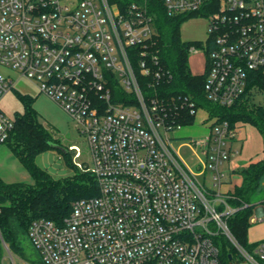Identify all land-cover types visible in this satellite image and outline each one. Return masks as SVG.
<instances>
[{"label":"built area","instance_id":"2783aa9c","mask_svg":"<svg viewBox=\"0 0 264 264\" xmlns=\"http://www.w3.org/2000/svg\"><path fill=\"white\" fill-rule=\"evenodd\" d=\"M145 1L122 12L109 0H0V66L35 82L79 128L88 163L74 165L97 187L71 203L62 224L33 220L29 241L42 264H220L214 240L222 236L242 260L264 264V238L240 246L226 223L235 209L219 190L209 193L173 148L170 134L183 127L178 103L142 89L138 76L151 78V89L167 77L149 55L155 29ZM155 1L168 16L207 21L205 98L237 102L249 73L264 71V0ZM113 77L128 97L114 100ZM13 84L0 73V100ZM179 105L187 116L199 111L186 99ZM13 126L0 110V146ZM234 137L226 120L211 117L208 134L192 141L203 156L200 173L209 171L217 189L221 165L238 154ZM70 149L77 160L79 148ZM5 249L0 264H16Z\"/></svg>","mask_w":264,"mask_h":264},{"label":"trees","instance_id":"16d2710c","mask_svg":"<svg viewBox=\"0 0 264 264\" xmlns=\"http://www.w3.org/2000/svg\"><path fill=\"white\" fill-rule=\"evenodd\" d=\"M109 2L116 3L123 12L126 5L133 2L144 3V0H109ZM145 4L153 17L155 29V35L149 46V55L156 57V68H161L167 77L154 82L151 89L146 87L152 83L151 78L139 77L136 70L143 91L148 94H153L155 91L164 99L174 98L178 103L175 109L180 116L178 122L183 126L192 124L195 118L187 116L186 109L180 108L179 101L186 99L192 101L196 108L208 112L210 117L226 120L231 129H234L236 124H249L253 125L261 136L262 158L248 163L237 171L241 179L240 184L234 185L225 196L227 205L235 209L232 214L226 216L227 227L235 241L249 249L253 245L246 239L250 217L257 206L264 208V108L255 103V97L264 94V71L249 73L243 95L230 107L208 101L203 91L206 71L203 75H193L188 67L190 47H202V43L183 41L179 32L180 25L189 17L168 16L155 0H146ZM131 51L133 55L135 51L133 49ZM133 58L135 59V56ZM109 86L114 100L128 97L114 77ZM22 101L23 113L15 116L13 130L5 144L9 142L10 151L34 183L33 186L25 187L22 183H6L0 178V196L3 197L0 201V237L10 251L16 254L20 252L18 237L21 233L27 235L28 227L33 220L43 218L60 225L59 223L62 224L69 216L71 203L74 200L97 193L94 178L76 166L74 167L79 175L85 176L77 183L65 185L46 183L47 173L35 164V159L46 150L53 149L51 144L57 142L53 141L51 132L38 121V113L32 106V100L23 98ZM62 154L71 169L72 162L67 156L68 151ZM259 194H261L260 199ZM27 221L23 232L22 226ZM214 244L219 249L220 264L232 262L235 257L233 246L222 236L215 238ZM228 256H231L230 260ZM35 262L42 264L38 254Z\"/></svg>","mask_w":264,"mask_h":264},{"label":"rangeland","instance_id":"374dc122","mask_svg":"<svg viewBox=\"0 0 264 264\" xmlns=\"http://www.w3.org/2000/svg\"><path fill=\"white\" fill-rule=\"evenodd\" d=\"M207 26L208 23L204 18L200 16L189 17L180 25L179 32L181 39L183 41L203 42L207 36ZM196 48L195 52H190L188 55V67L191 74L203 75L206 71V55L202 47ZM0 73L14 81L13 89L0 100V110L9 119L14 120L16 115L23 113L24 105L22 99H31L33 102L32 106L38 113V121L51 132L53 141L57 142V144H53L60 145L68 151L67 156L70 157L72 162L71 169L64 155L56 148L46 150L37 156L35 164L40 169L46 171L48 177L46 183L48 185L74 184L85 178V176L79 175L78 170L74 167V161L82 163L84 166L88 163L87 143L84 136L80 133L79 128L76 127L67 114L55 102L39 92L35 82L24 77H19V74L10 68L0 66ZM255 103L257 105L260 104L264 108V94H258L255 97ZM210 123L211 119H209L208 114L203 110H199L196 113L193 125L181 127L170 134L174 138L171 139L173 148L177 151L183 163L195 174L198 173L197 165L200 163L199 160L203 159V156L200 154V149L192 141L206 136L209 132ZM236 132L238 139H241V141L237 142L235 147L240 148V150H238L239 153L237 155L233 156L234 158L231 157L232 160H245L247 163L260 160L263 155V142L257 129L253 125H246L238 128ZM71 146H77L80 150V157L77 160L73 158V151L70 149ZM220 168L224 170L226 180H229L230 174L229 171L225 170L226 165H221ZM207 177H209V171H207ZM0 178L6 183H22L25 187L33 186L34 183L10 151L9 142L0 146ZM196 178L200 180L199 175H196ZM236 181L238 182L239 180L237 179ZM260 196L261 194H259V199L261 198ZM28 221L22 226L23 232L26 229ZM263 238L264 220L257 221L256 214L253 211L250 217V227L246 234L247 242L252 244ZM18 241L20 244V252L16 254L8 248L16 264H37L35 258L38 253L31 245L28 235L21 233ZM4 245L7 246L0 237V253L2 257H6ZM245 249L249 250L248 248ZM5 264H10L8 259L5 260ZM229 264L250 263L242 260L235 250V257Z\"/></svg>","mask_w":264,"mask_h":264},{"label":"crops","instance_id":"0c3cea01","mask_svg":"<svg viewBox=\"0 0 264 264\" xmlns=\"http://www.w3.org/2000/svg\"><path fill=\"white\" fill-rule=\"evenodd\" d=\"M199 110H201V109H199ZM209 119H211L210 116H209ZM194 122H195V118H194L193 123L190 124V125H187V126L193 125ZM246 125H249V124H236L235 125V127H234L235 137L233 138V140L231 141V144H230V146H232L233 148H236V149L240 150V148L235 147L237 145L236 143L241 141V139H238L236 131H237L238 128L244 127ZM183 127H186V126H183ZM209 127H210V124H209ZM171 139H174V138L171 137ZM238 153H239V151H238ZM262 153H263V150H262ZM232 158H234V157H232ZM232 158H230L229 160H227L226 162H224L222 164V165L225 164L226 165V169L225 170L229 171V174H230L229 180H226V177L224 175V170L220 168V170L223 173L225 178H223V181H222L219 189H217V187L214 185V181L212 180V174L209 172V177H207V171L204 172V173H200V171L198 169V165H197L198 173L196 175H199V177H200L199 181L204 185V187L209 191V193L215 194L217 192V190H219V193L222 195V197L225 198L226 194L229 193L232 190L234 185H239L240 184L241 179H240V176L237 174V171L240 168L246 166L250 162L247 163V162H245V160L234 161V160H232ZM226 171H225V173H226ZM237 179L239 180L238 182L236 181ZM260 207L261 206H257V212L255 213L256 217L258 215H261ZM263 220H264V216H263V219L261 221H263ZM252 244H254V243H252Z\"/></svg>","mask_w":264,"mask_h":264},{"label":"water","instance_id":"95a60500","mask_svg":"<svg viewBox=\"0 0 264 264\" xmlns=\"http://www.w3.org/2000/svg\"><path fill=\"white\" fill-rule=\"evenodd\" d=\"M51 147L52 148H56L57 150L61 151L62 153H67V150L63 147H61L60 145H54V144H51ZM3 199L2 196H0V201ZM260 210H261V214L262 216H264V208L263 207H260ZM254 212L256 213L257 212V207L254 209ZM228 259L230 260L231 259V256H228Z\"/></svg>","mask_w":264,"mask_h":264}]
</instances>
